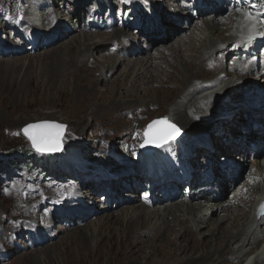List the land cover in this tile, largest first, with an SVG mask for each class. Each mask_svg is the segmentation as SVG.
Wrapping results in <instances>:
<instances>
[{
	"label": "bare ground",
	"instance_id": "bare-ground-1",
	"mask_svg": "<svg viewBox=\"0 0 264 264\" xmlns=\"http://www.w3.org/2000/svg\"><path fill=\"white\" fill-rule=\"evenodd\" d=\"M25 1L22 0V2ZM40 1H36L35 4L31 2V5L34 4V9L41 5ZM55 1L57 3L60 0ZM86 1L79 6L69 0L70 8L73 10L70 15L71 18L74 16L79 18V14L83 11L82 9H86L87 5L90 4L86 3ZM130 1L134 2L137 8L128 14L129 19L125 21L145 22L147 15L140 13L142 10H150L151 7L145 5L143 0ZM151 1L155 4L162 2L161 0ZM173 1L177 3L175 8L177 11H174L170 7H165L166 9L163 8V11L156 12L160 23L165 26V29L156 38L151 34L154 38L151 42L159 46H153V54H140L144 53L145 50L144 48L143 50H141L142 48H138L137 41L135 40L137 35L129 33L131 24L126 25L124 21V28L117 26L109 31L110 34L96 30L93 33L81 31L80 34L73 37L74 32L60 31L61 28H65V22L57 23V28L51 27L52 21L50 19L53 18L54 13H48V11V15H46L49 19H47V26L45 28H31L26 19H23V27L26 29L19 28L18 32L14 36L12 35V38H8V41L7 37L4 39L5 42L0 40V44L2 45L0 47L10 50L5 54V57L9 55L12 57L11 59L15 58L14 55L28 53V40L26 39L28 36H32L37 41L32 44L33 48H30L32 50L31 54L41 51L42 48H48L43 53L45 55L51 53V55L47 56V64L54 66L55 69L52 73H47L46 82L43 84H47L48 86L45 88L41 87L38 90L40 93L39 97L34 98V101L38 103L39 100L43 99L44 94H52L55 99L54 106L56 108L61 105V109L67 111L69 108L74 107L76 111L74 114L75 123L72 125L73 128L86 123L84 114L92 110L85 106L87 88L89 92L98 90V83L96 82H99V79L95 77L92 66L96 65L98 67L97 71H102V81L104 80L103 76L113 78V76L110 77L109 75L113 74L115 70H119L116 79L118 80L120 76L123 77L124 82H121L122 86H119L120 83L116 82L118 85L115 84L110 89V92L99 90L98 98L104 99V103L106 104H98L91 111V114L99 113V115L107 116L109 113L110 116L114 114L116 109L131 105L116 99L122 94V89L129 87L130 93L133 96L134 92H137L135 93V99H144L145 103L131 105L128 110L123 111V116L131 120V123L132 121L134 122L127 138L129 142H126L130 150H135L134 145L138 141L137 138L143 132L140 124L148 117L144 115L145 113H142L158 109L159 106L153 105L154 103H158V105L165 103L164 98L172 92H181L188 87L179 97L177 95L178 98L176 97L175 99L176 102L173 104L172 111H166L169 113V117L167 118L172 119L174 123L176 122L181 130L184 129L185 137L172 140L164 147L158 148L151 155L142 154L136 162L131 161V165L136 166L132 167L131 171L127 173L121 172L126 173L122 176L117 175V177H113L111 174L115 169L111 167L110 163L106 164L103 168L110 175L107 178L106 188H109L108 193L113 192V194L108 196L103 193L106 195L107 202H103L99 208L96 207V203L94 204L97 198L101 200L97 196L99 190L95 191L92 189V186H96L99 182L93 183L87 189L81 184L82 181L80 182V179L72 193L67 192L68 195H60V197H44L45 202L48 203L47 207H49V211L41 213L39 215L41 224H35V228L32 227L34 231L32 237H38L40 241L37 238L33 240L30 235L29 244H37V246L34 245L33 247L34 251L29 252L31 255L35 256L37 252L47 248L51 249L55 246L56 242L51 241L52 236L55 235L53 230L54 220L58 217L63 222L59 227L66 231L64 237H70L65 246V252L68 254H65V257L62 258L63 264H121L124 260V262L129 264H253V262L254 264H259L258 259L261 260L260 264H264V247L256 249L253 254L252 251L247 249L252 240H256L261 233L263 234L259 230L264 225V216H260L257 207L264 200V184H262L264 183V163H262L261 159L254 160L253 168L246 175V163L248 164V160L242 161L238 156H242L243 158L247 156L249 158V155L246 153V149L241 150L244 149L243 145H238L234 141L240 139L249 142L248 137L252 136L251 140L259 143V156L264 154V128L259 129L258 134L257 132H252L251 134L245 132L248 131V127L252 121L264 126V109H261L264 106H258L257 109L255 107L250 109L246 103L237 106L230 113L219 118L223 122L218 123L212 129L209 137L200 138L199 140L190 138L197 124H201L206 116L211 118L216 115L214 110L217 111L221 102V95L223 94L222 91L216 89L224 84L222 82L227 83H225L227 85L225 90H228L229 93L235 89L236 92L241 91L240 94L242 95L245 93L242 89L243 85H239L242 79L249 78V83L254 82L252 80H258L259 77L264 79V67H262L261 62L258 60L262 58L261 53H264V44L262 48L259 47L264 43V35H260L257 31L264 30V0L259 2L262 3V8L259 9L252 8V6L258 5V1L256 0H252V3H249V0H219V4L215 0H186L187 3L194 1L199 11V19L195 21V17L192 20L191 13L189 15L190 18L187 19V23H184L185 18L179 16L181 14L179 10L185 9V12H188L187 10L192 12L191 8L187 5H182L184 1ZM55 3L49 5V11L55 9ZM91 5L89 13L87 12L88 8L84 11L83 18L89 17L93 8H95V11L93 12V17L92 15L90 17L101 16L105 0H99L97 5L93 3ZM18 6L17 14L25 11L23 9L24 3ZM130 8L131 6L128 2L125 9L130 10ZM212 8L215 14L206 21V16L210 15L208 12ZM248 9L253 10L256 15L252 20L245 17ZM29 12L31 16L35 15V12ZM29 12H27L28 15H30ZM40 16L44 15L41 14ZM40 16L38 15V17ZM200 19H204L205 21L201 22ZM193 22L195 23L193 24ZM79 23L77 27H80ZM181 23L185 25L181 26ZM198 26L200 28L199 33L194 34L190 40L187 39L189 40L188 42L187 40L181 41L192 33V29L194 30ZM83 27L88 30L86 26L83 25ZM183 28L187 29L185 37L181 36L173 40L176 42L171 41V44H164L172 38L173 31H178L177 33L179 34ZM142 30L145 31L144 28ZM62 33H66L62 37L69 36L68 38H70L72 36L71 39H62L60 36ZM152 33L155 34V32ZM140 36H142L141 32ZM160 38L161 40H159ZM59 42L60 44H58ZM113 42L114 44L122 45V47L111 48L110 44L112 45ZM198 42L200 43L199 46H197ZM105 48L108 52H105L103 55H97L100 51H104ZM147 48L151 49L150 46ZM254 50L257 51L259 56L257 55V59L254 58L251 61L249 55L254 54ZM118 51L123 53L120 54ZM194 52L196 54L193 55ZM234 53H245L247 61L242 60L243 54L237 57ZM203 54V59L200 61L203 65L199 66L197 65L199 63L197 61ZM117 56L127 60V63L124 64ZM142 56H146L145 59L137 62L132 68L131 62ZM169 58H171L170 62L168 61ZM228 59L231 60L230 63H228ZM81 61L84 62L81 63ZM79 63H81V67L78 65ZM122 65L124 67L120 71V66ZM171 69L173 70L170 72ZM144 70H147L145 71L146 73H144ZM83 72L90 79H87L86 75V78H84ZM212 72H214L212 77L207 79L206 76ZM232 75L235 76V80H233L234 77L231 78ZM192 77L196 79L191 83ZM136 78L142 83L138 84L134 82ZM165 80L167 82H164ZM153 81H157L158 84H161V87H158L159 89L154 88V86L151 87L150 85L154 83ZM166 84H172L176 89L168 92L163 88ZM238 85L239 87L237 88ZM251 85L253 84H248L250 88ZM255 87L250 89L251 92L253 91L251 100L253 99L255 102L256 100H260V102L264 101V95L257 92V88ZM139 91L143 93L138 94ZM150 91L152 94H156L153 95L154 98L152 100L147 101L146 98L148 96H145V94ZM77 94L79 95V99L76 103ZM148 102H153L151 104L153 106L149 107L147 105ZM242 119L246 120L245 124L240 122ZM242 128H245L244 133L241 131ZM225 133H228V138H226V142H223ZM122 144L114 146L116 150L113 154L117 157H119L118 153H122ZM118 146L120 147L118 148ZM86 148L88 149L89 146L86 145ZM92 149L87 151V156H89V152ZM212 149H215V151L211 154L210 150ZM215 153H222L228 157H221L220 161H218ZM207 157L209 158L205 162ZM165 158H173L169 166L166 164ZM224 158H233L237 161V164L235 163L232 166L233 162L225 161L226 165L222 167L220 163ZM81 160H84L85 167H94V165L89 164V161H86L89 159ZM239 167L241 168L240 170L238 169ZM231 168L232 170H238L239 178L241 176H246V178L241 183V188L236 191L234 190L233 193L237 197L235 195L236 198L233 201V206L228 207L222 201H219L220 196L217 194L221 192L223 197L230 190V182L237 180V178L233 177L231 180L228 179L227 175L231 172ZM182 172L186 175H182ZM202 172L208 173L212 177L205 179V176L201 175ZM98 185L100 186V184ZM184 185H186V189H191L187 192V195L185 194L186 198H183L184 201H181L180 198L183 196L182 188ZM201 185L205 186L204 190L200 188ZM238 185L240 187V184ZM63 189L65 190V187ZM165 190L175 191V195L172 196L171 193L167 195V193L163 192ZM142 191L144 193L141 196ZM252 191H254V194ZM136 194L137 198H133L136 197ZM198 196L202 199H196ZM52 199L54 201L62 200L63 202L60 204L56 203V206L52 209ZM70 199L76 201V203L70 205L65 202V200ZM243 200L246 201L244 203L245 208H243L247 211L241 210L240 207L239 211L234 212L237 210L236 206ZM72 206L77 209L76 212L68 211ZM161 208L164 211H160ZM172 208L176 209L172 210ZM115 210L119 211L116 213L117 215L120 214L118 217H115V212H112ZM209 210H211V215H208L206 212ZM220 210H224L226 213H222V216H217L216 213ZM81 212L83 214L77 219L76 217ZM171 216L172 219L169 220ZM182 216H187L188 218L182 220ZM74 217L75 219H72ZM189 224L191 225L190 227L188 226ZM92 225H95V228ZM204 227H208L206 232L201 231ZM32 229H26L27 233H30ZM148 230H153V232L148 234ZM242 237H245L243 246L237 251L231 250L233 241ZM93 242H96V245ZM75 247L80 248L75 250ZM57 252L52 253L60 255V251L58 250ZM215 253L216 255L214 256ZM141 254H144L150 260L139 263L138 258ZM254 254L255 256L253 257ZM129 255L134 257L129 258ZM157 255L158 257L156 258L155 256ZM226 255L228 257L224 258Z\"/></svg>",
	"mask_w": 264,
	"mask_h": 264
},
{
	"label": "rangeland",
	"instance_id": "rangeland-1",
	"mask_svg": "<svg viewBox=\"0 0 264 264\" xmlns=\"http://www.w3.org/2000/svg\"><path fill=\"white\" fill-rule=\"evenodd\" d=\"M36 1L38 0H26L25 2H22V0H0V40L1 41L5 42L4 39L6 37L8 41L9 40L8 38H12L14 34L18 32L19 28L23 30L26 29L23 27V22H22L23 19L24 20L26 19L28 25L31 26V28H37V27L45 28L47 26V19H49L47 18L48 13H54L53 18L50 19L52 21L51 27L55 28L57 23L65 22L64 25L65 28H61L60 31H65L69 33L74 32V34L72 35L73 37L80 34L81 31H88V33H93L94 30H96L100 32H105L106 34H110L109 31L112 30L113 28H116L117 26H121L122 28H124L123 25L125 23L126 25L131 24V28H129L131 30L129 33L130 34L133 33V35H137V38H135V40L137 41L138 48L140 49L142 48L141 50H143L144 48L145 50L144 53L142 52L140 54L142 55H145L146 53L151 54L153 52L152 49L153 46L156 45L154 44V42L153 43L151 42V40L154 39L152 35H154L156 38L159 35H161L165 29V26L160 23L159 16L156 12L163 11V8L165 7L166 8L170 7L171 9H174V11H177L175 10L177 3H175L173 0H161L163 3L160 2V4H155L151 0H143L145 5L151 7V9L141 11L140 14L147 15V17L145 22L140 23L137 21H128V22L125 21L126 19L127 20L129 19L128 14L131 13L132 11H135L137 8L135 3L131 1L129 2L131 6L130 10L129 9L126 10L125 6L127 7L128 3H125V0H113V3L112 0H105V5L103 7L100 6L102 7V15L101 16L98 15L94 18H91L90 15H92L93 17V12L95 11V8H93V10H91L89 17H87L86 19L83 18L85 14L84 11H86V9L88 8L87 12L89 13V8L92 6L91 4L93 3L97 5L99 3V0H87L86 3H90V4L87 5L86 9H82L83 11L79 14V18L75 16L71 18L70 15L73 10H71L70 8L69 0H60L57 3H55L56 2L55 0H41V1L39 0L41 2L40 3L41 5L38 8L36 7L34 9L33 6L36 3ZM84 1L85 0L82 1L71 0L73 4L75 3V5L77 4L79 6L83 4ZM179 1L182 2V0H178V2ZM251 1L252 0H249V3H251ZM31 2H34V4L31 5ZM193 2H189L188 4L187 2L182 3V5L183 4L188 5V7L191 8L190 10H192V12H189V10H187L188 12H185L186 11L185 9L179 10V12L181 13L179 16L185 18L184 23H187V19L190 18L189 15H191V13H192L191 16L192 20H194L195 17H196L195 21L199 19L198 17L199 11L198 8L196 7L197 5L194 4L195 2L194 3ZM215 2L219 4V0H215ZM23 3H24L23 9L25 11H23L21 14H17V10L19 7L18 5L20 4L23 5ZM54 3H55L54 6L55 9L52 10L53 12L49 11L50 10L49 5ZM29 11H33L32 13L35 12V15L32 14L33 16H31V13ZM249 11H251V9H248L247 13ZM27 12H29L30 15H28ZM208 13H210V15L208 17L206 16L205 19L206 21L208 20V18L209 19L212 18V16L215 14V11L212 8L211 11ZM41 14L44 16H40ZM38 15L40 17H38ZM254 16L255 15H252V17ZM205 20L202 19L201 22ZM78 22H80L79 23L80 27H77ZM184 23H181V26L185 25ZM194 23L195 22H193V24ZM83 25L86 26L88 30H86L83 27ZM143 28L145 31L142 30ZM195 30H197V32H195ZM199 30H200L199 26L194 28V30L192 29L191 30L192 33L190 32L191 34H189L188 37L182 39L181 41H186L187 39L190 40L194 34L199 33ZM180 31L181 32L179 34L177 33L178 31L176 32L173 31L172 38L167 41L165 40L166 42L164 44L168 45L174 39H177L181 36L185 37L187 33V29L183 28ZM140 32L142 36H140ZM152 32H155V34H153ZM63 34L66 33H62L60 36L62 37ZM68 37L63 36L62 39H67ZM71 37L68 38L67 40H70ZM26 39L28 40L27 41L28 53L14 55L15 57L14 59H11L12 57L9 55L8 57L7 56L5 57V54L8 51H10L8 48L3 49L0 47V264H63L64 261L62 260V258L65 257V254L66 255L68 254L65 252V246L67 245L69 241L68 239L70 237L68 238L64 237L66 231L62 230V228L59 227L63 224V222L62 219L60 221V218L58 217H56V219L54 220L53 230L55 232V235L52 236V241H51L54 243L56 242L55 246H53L51 249L48 248L43 249L42 251L37 252L35 256L29 253L30 251H34L33 250L34 245L37 246V244H33V245L29 244L30 235L32 237V235L34 234L32 227L35 228V224L40 225L41 221L39 219V215H41V213L43 214L49 211V207H47L48 203L45 202L44 197H48V196L60 197V195H68L67 192L72 193L75 190V186L79 183L80 179H81L80 182L82 181L81 184H83V186H85V188L87 189H89V187H91L93 183L95 184L99 182L98 184H100L102 189H100L101 187L98 184H96V186H92V189L95 191L99 190L97 192L98 193L97 196L100 197L101 200H98V198L96 197L97 199L96 202H94V204L96 203L95 205L97 208H99V206L101 207L103 202H107L106 195L109 196L113 194V192L108 193L109 188L108 189L106 188V182L108 180L107 178H109L110 175L107 173L108 171L105 170V168L103 167H105L106 164L110 163L112 165L111 167L115 169L114 171H112L113 173L111 175L113 177H117V175L122 176L127 172L131 171L132 167L136 166V165H131V161L136 162L138 157H141L142 154L145 155L153 154L157 149L153 153H145L141 150V145L142 142L144 141V132H145L144 129H146L145 126L148 125L151 121H153L154 118H159V117H162L164 119L166 118L168 121L171 122L172 119L167 118L169 117L168 116L169 113L167 112L172 111L173 104L176 102L175 99L177 95L179 97V95L183 91H185L188 87H186V89H184L181 92L179 91L172 92L170 94L171 96L169 95L166 98H164L166 104L165 103H161L159 105L158 103L153 104V102L155 101L147 103L149 107L153 105H157L159 107L158 109H154L153 111L150 110L148 113L147 111L142 113V114L145 113L144 115H147L148 117L144 119V121L140 124V127L143 129V132L137 138L138 141L134 145L135 150H130L129 145L126 142H129L127 138L129 137V133L132 130V126L134 125V122L132 121L131 123L130 122L131 120L124 117L123 111L128 110V108H130L131 105L134 106L136 104L139 105L140 103L141 104L145 103L144 99L142 100L135 99L136 98L135 93L137 92H134V96H133V94L130 93L129 87L122 89V94L118 96L116 99L121 100V102L124 101L125 103L131 105L123 106L116 109L114 114L110 116L109 113L107 114V116L99 115V113L91 114V111H93V109L96 108L98 104L100 105L106 104L104 103V99L102 100L98 98L99 90H101L102 92L104 91L110 92V89L113 88L115 84L118 85L117 83H120L119 86H122L121 82L122 83L124 82V79H122L123 77L120 76L118 80L116 79L119 70L118 71L115 70L114 72L115 74L113 73L109 75L110 77L113 76V78H107V76H103L104 80L102 81V71H97L98 67L96 65L92 66V69H94L95 77L99 79V82L98 81L96 82L98 83V90L96 89V91L93 90L94 92L93 91L89 92L88 88L87 90L84 89L87 91L85 106H87L89 109L92 110L91 111L89 110L84 114L85 116L84 120L86 122L83 123L84 126L82 125V126H77V128L75 127L73 128L72 125L75 123L74 114L76 111L74 107L69 108L67 111H63L61 109V105L56 108L54 106L55 99L52 94H44L43 99L39 100L40 103L34 101L37 97H39L38 95L40 93L38 92V90H40L41 87L45 88L48 86L47 84H43V83L46 82L47 73H52L55 67L51 66L50 64L49 65L47 64L48 63L47 56L51 55V53H47L48 55H45L43 52L48 48H42L41 51H37L36 53L31 54L32 50L30 48H33L32 44L37 41L34 40L32 36H28ZM159 40H161V38ZM189 40H187V42ZM58 44H60V42ZM199 45L200 43L198 42L197 46ZM0 46L2 45L0 44ZM148 46H150L151 49H148L147 48ZM110 47L111 48L122 47V45L114 44L113 42L112 45L110 44ZM4 50L6 51L4 52ZM105 52H108L106 48L104 51H100L97 55H103ZM255 52L256 50H254V53ZM118 53L122 54L123 52L121 53V51L120 52L118 51ZM224 53L226 54V52ZM166 54L170 56L169 53L166 52ZM194 54L196 53L194 52L193 55ZM240 54H235V56L238 57ZM203 56L204 54L197 61V63L198 62L200 63V61L203 59L202 58ZM145 57L146 56H142L138 59L136 58L135 60H133L134 62L133 61L131 62L132 68L134 65L137 64V62L141 61L142 59H145ZM119 59L123 61L124 64L127 63V60L121 59L120 57ZM242 60L247 61V57L245 53L242 56ZM156 61L158 62V60ZM168 61L170 62L171 58H169ZM227 61L228 63L231 62L230 59H228ZM82 62L84 61H81V63ZM81 63H79L78 65L80 66ZM199 63L197 65L199 66L203 65L202 63L200 64ZM123 67L124 65L120 66V71L122 70ZM172 70L173 69H171L170 72ZM145 71L147 70H144V73H146ZM213 74L214 72L206 76V78L210 79V77H212ZM85 75L86 74L84 73L83 74L84 78H86L87 76ZM232 77H234L233 80H235V76L232 75L231 78ZM88 78L89 77L87 76V79ZM178 78H180V76H178ZM195 79H196L195 77L194 78L192 77L191 83ZM249 80H250L249 78H245L242 79V81H240L239 85H243L242 89L245 92L242 95L240 94L241 91L236 92L235 89L234 91L229 93L228 90H225L227 83L222 82L224 84L222 86H219L218 89H216L223 92V94L221 95L222 98H221V102L219 103V107L217 111L214 110L216 115L211 118L209 116H206L205 120L201 124H197L190 138L199 140L200 138L209 137V134H211L212 129L215 126H217L218 123L223 122L222 119L219 120V118L220 117L222 118L224 115H227L228 113H230V111L233 110V108L237 106H240L244 103H246L250 109H253V107L257 109L258 106H264V101L261 102L259 101L256 103L255 100L253 99L251 100L252 98L251 95L253 91L251 92L250 90L254 86H256L255 88H257V91L261 89L264 90V79L259 77L258 80H252L254 81L252 83H249L248 82ZM134 82L138 84L142 83L137 78L136 80H134ZM153 82L154 83L150 85L151 87L154 86V88L156 89H159L161 87V84H158L157 81H153ZM164 82L167 81L165 80ZM248 84H253V85H251L250 88ZM239 85L237 86V88L239 87ZM163 88H165L168 92H170L172 89H176V87L172 84L171 85L166 84ZM142 93L140 91L138 92V94H142ZM154 94L156 93L152 94L151 91L148 93L146 92L145 96H148L146 100L147 101L152 100L154 98L153 97ZM78 99H79V95L77 94L75 99L76 103L78 102ZM261 109H264V107ZM42 120L52 121L57 123L59 122L67 125L66 132L62 140L64 142V145L61 151L38 153L32 147V143H30V140L23 134L22 130L26 125L39 122ZM121 122H123V124H121ZM173 122L174 121H172V123ZM240 122H243L245 124L246 120L242 119ZM263 128H264L263 125L259 124L258 122L252 121V123L248 127V131H245V128H242L241 131L242 133H244L245 131V132H249L250 134L252 132H257L258 134V130ZM183 130H181L182 134L180 137H185L186 135ZM227 136L228 133H225L224 135L225 139H223V142H226V138H228ZM251 138L253 137L252 136L248 137L249 142L240 139L234 140L236 144L243 145L244 149L241 150L246 149V153L249 155V158L247 156H245L244 158L242 156H238L242 161L248 160V164L246 163V175L249 174L250 169L253 168L254 160L261 159L262 163H264V154H261L259 156V143H256V141L251 140ZM120 143H123L122 144L123 147H121L122 153H118L119 157H117L116 155L113 154V152L116 150L114 149V146ZM86 145L89 146L88 149L86 148ZM119 147L120 146H118V148ZM90 149L92 150L89 152L90 153L89 156H87L86 155L87 151ZM233 149L237 150L236 148ZM213 151H215V149L210 150V153L212 154ZM215 157L218 161H220L221 157L223 158L228 156H224L222 153L220 154L215 153ZM86 158L89 160H86ZM208 158L209 157L206 158L205 162H207ZM81 159H85L86 161H89V164H92V166L94 165V167H85L84 160ZM171 159L173 160V158ZM171 159L165 158L166 164H168V166L171 164ZM224 159H226L227 162L230 163L233 162L232 166H234L235 163L237 164V161H235L233 158L230 159L224 158ZM224 159L223 162H225ZM175 161H177V159H175ZM221 166H225V164H222ZM238 169L240 170L241 168L239 167ZM230 171L231 172L228 174L229 180H231L232 177L237 178V180H232L233 182H230L229 185L231 186L230 190L226 194H224L223 197L221 195V192L217 194L218 196H220L219 201H222L225 204V206L228 207L233 206V201H235V198L237 197V195L233 193L234 190L236 191L240 189L242 186L241 183L244 182L246 178V176H241L239 178L237 169L232 170L231 168ZM121 172H126V173H121ZM181 174L186 175L184 172H182ZM201 175L202 176L204 175L205 179L212 177L210 176V174L205 172H202ZM238 184H240V187H238L239 186ZM64 187L65 190L63 189ZM185 187L186 185H184L182 188L183 189L182 195L184 197L181 195L182 196V198H180L181 201H184L183 198H186L185 194L187 195V192L191 189V188L186 189ZM200 188L204 190V186L201 185ZM208 188L209 186L207 187V190ZM163 192L167 193V195L168 194L170 195V193L172 195H175V192L169 190H165ZM103 193L106 195H104ZM143 193L144 192L142 191L141 196L143 195ZM252 193L254 194V191H252ZM135 196L136 197L133 198H137V194ZM196 199L200 200L202 198L198 196V198ZM51 201H53L52 202L53 204L51 205L52 209L53 207L56 206L55 205L56 203L60 204L63 202L62 200L54 201V199H52ZM65 202L69 203L70 205L76 203V201H72L71 199L67 201L65 200ZM244 203H246V201L244 200L240 201V203L236 206L237 210L234 212L239 211L240 207L241 210L244 209L245 208ZM175 209L176 208H172V210ZM76 210L77 209H75L73 206L68 209V211L70 212H76ZM118 210L112 212H115L114 214H116L117 212H119ZM160 211H164V209L161 208ZM244 211L247 210L244 209ZM206 212L208 215H211V210ZM222 213H226V211L220 210L216 214L217 216L219 215L222 216ZM82 214L83 212H81L80 215L76 218L78 219ZM118 215L116 214L115 217H118ZM251 216L250 218H252ZM181 218L182 220H186V218L188 217L182 216ZM72 219H75V217ZM171 219L172 216L169 217V220ZM188 226L190 227L191 225L189 224ZM92 227L95 228V225H92ZM28 228L32 229L30 233H27L26 229ZM207 230L208 227H204L201 229V231L203 232H206ZM259 231L260 232L262 231L263 234L261 233L256 240H252L251 244L248 245L247 247L248 250L252 251V254L255 253L254 251L256 249L264 247V225L260 227ZM150 232H153V230L151 231L148 230V234H150ZM32 238L33 240L37 238V240L40 241V238L38 237L34 236ZM244 240L245 237L235 239L233 241L231 250L234 249L237 251L240 247L243 246ZM93 243L94 245H96L95 244L96 242ZM79 248L80 247L78 248L75 247V250H78ZM58 250L60 251V255H55L52 253V252H57ZM215 255L216 253L214 254V256ZM254 256L255 254L253 255V257ZM116 257H118V255H116ZM128 257L132 258L134 256L129 255ZM155 257L157 258L158 255ZM227 257L228 255H226L224 258ZM149 260L148 258H146L144 254H141V256L138 258L139 263L148 262ZM124 261H123L124 264H129ZM260 261L261 260L258 259L259 264Z\"/></svg>",
	"mask_w": 264,
	"mask_h": 264
},
{
	"label": "snow or ice",
	"instance_id": "snow-or-ice-1",
	"mask_svg": "<svg viewBox=\"0 0 264 264\" xmlns=\"http://www.w3.org/2000/svg\"><path fill=\"white\" fill-rule=\"evenodd\" d=\"M130 0H125V3ZM246 19H254L251 13H245ZM251 39V37H250ZM156 125H167V131L160 134L155 130ZM56 128L61 131L53 134L49 129ZM63 125H49V124H31L27 125L22 131L23 134L31 141L32 147L38 153L56 152L61 149L59 143L60 136L62 135ZM181 133V129L174 124H170L167 119L153 121L145 130L146 143L155 144L157 147H164L170 140H174ZM19 134V133H17ZM260 215L264 216V204L260 205Z\"/></svg>",
	"mask_w": 264,
	"mask_h": 264
},
{
	"label": "water",
	"instance_id": "water-1",
	"mask_svg": "<svg viewBox=\"0 0 264 264\" xmlns=\"http://www.w3.org/2000/svg\"><path fill=\"white\" fill-rule=\"evenodd\" d=\"M164 118H162V117H159V118H154L153 119V121H159V120H163ZM153 121H151L148 125H147V127H146V129L148 128V126L150 125V124H152V122ZM168 121V120H167ZM170 124H174V125H176L174 122L172 123V122H170V121H168ZM49 124V125H63L64 126V128H63V130H62V135L60 136V140H59V143H60V145H61V149L59 150V151H61L62 149H63V145H64V142L62 141L63 140V137H64V135H65V132H66V128H67V125L66 124H64V123H57V122H50V121H46V120H42V121H39V122H35V123H31V124ZM31 124H29V125H31ZM27 126V125H26ZM25 126V127H26ZM177 127H178V125H176ZM24 127V128H25ZM23 128V129H24ZM179 128V127H178ZM145 129V130H146ZM53 134H56V133H58V132H60L61 130L60 129H56V128H51V129H49ZM155 130H157L160 134H164L168 129H167V125H156L155 126ZM145 133V132H144ZM181 134H182V131H181V133L176 137V138H179L180 136H181ZM175 138V139H176ZM172 140H170L169 142H171ZM168 142V143H169ZM30 143H31V141H30ZM159 147H157L155 144H152V143H146V137H145V135H144V141L142 142V145H141V150L142 151H144L145 153H153L156 149H158ZM59 151H56V152H59Z\"/></svg>",
	"mask_w": 264,
	"mask_h": 264
}]
</instances>
